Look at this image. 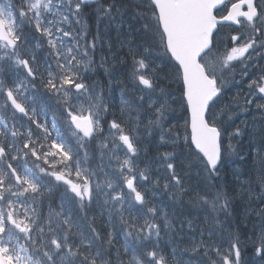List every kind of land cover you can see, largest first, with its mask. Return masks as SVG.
<instances>
[{
	"label": "snow or ice",
	"instance_id": "6c2138e0",
	"mask_svg": "<svg viewBox=\"0 0 264 264\" xmlns=\"http://www.w3.org/2000/svg\"><path fill=\"white\" fill-rule=\"evenodd\" d=\"M93 17L123 37L113 62L137 95L122 96L119 117L87 75ZM99 67L109 71L103 56ZM238 68L259 69L249 97L264 100V0H0V264H241L237 204L253 182L264 193V130L257 175L229 181L240 128L224 127L226 85ZM252 212L264 264V208Z\"/></svg>",
	"mask_w": 264,
	"mask_h": 264
},
{
	"label": "trees",
	"instance_id": "16d2710c",
	"mask_svg": "<svg viewBox=\"0 0 264 264\" xmlns=\"http://www.w3.org/2000/svg\"><path fill=\"white\" fill-rule=\"evenodd\" d=\"M87 22L89 24V28L91 32L95 33L96 30L99 29L100 45H102V47L98 45L97 48V54L95 57L97 67L95 68L94 72H90L87 74L92 77V80H90L89 82L98 86L99 89H102L104 94V101L108 105L112 104V107L109 109V111L115 114L118 111L120 112L122 96L124 100L135 101L137 95L133 91H131V84H129L127 73L125 72L126 65L119 61H116L115 63L113 62V57L121 54L122 51H126V49H122L119 46L120 45L119 40L122 39V36H118L113 27L107 26L106 30L103 31L102 22L98 24L94 17L88 18ZM109 44L112 45L111 49H109L108 47ZM160 51L161 54L158 55V62L161 64V69H162L161 75L163 78V73L169 72L170 70L163 67L164 64L162 62L165 63L167 61V56H165L162 50ZM151 55L154 56V52H152ZM101 56L107 57L110 60L108 63L106 62V67H108L109 69L108 72H105V68L99 67ZM165 85H166L165 87H171L172 90L176 91V93L179 94L178 86L173 84L172 81H168V83ZM122 89H123V93L121 91ZM109 93H112V96H110ZM238 117H240V114L237 115V118ZM259 126L261 130H264L263 122H261ZM239 128L241 130L240 136L233 137V141H232V143L236 147V152L228 155L226 168L223 170L229 181H233V179H231L227 175V172H231L230 170L231 164H235L237 166V169L232 170L233 173H239L242 177L244 176L251 177L250 172H252L253 166L259 164V162L256 159V155H257V149L259 148L260 145V140H257L256 144H253L252 142L250 143L247 134L249 131L246 129V127L243 128L242 125H239ZM145 139L146 142L150 140V138H145ZM148 147L151 149L152 146L150 143L148 144ZM183 150L185 153H187L188 151L187 148ZM238 155H242L243 157L237 158ZM57 195H58L57 193L54 194L53 203L57 201L58 198ZM156 200L162 201L163 202L162 206L164 207L168 206L169 200L166 194L158 195ZM161 247L164 248L167 253H170L172 245L168 243L167 237H165L164 240L161 242ZM117 248H120V244H117ZM121 253L123 254L122 249H121ZM251 254L255 255V250L253 246H246L244 249L242 248L241 264H251L250 262ZM189 255L190 254H185L186 260L189 259ZM200 259H204V257L201 256ZM189 264H198V260L196 259L195 256H193L192 259L189 260Z\"/></svg>",
	"mask_w": 264,
	"mask_h": 264
},
{
	"label": "rangeland",
	"instance_id": "374dc122",
	"mask_svg": "<svg viewBox=\"0 0 264 264\" xmlns=\"http://www.w3.org/2000/svg\"><path fill=\"white\" fill-rule=\"evenodd\" d=\"M106 28H107V25L104 22H102L103 31L106 30ZM159 54H161V51H158V52L154 51V57H156V60H155L156 63H159L158 62ZM105 59L107 63L110 61L109 58L107 57H105ZM162 63L164 64V62ZM159 65L161 64L159 63ZM242 71H243L242 69L238 68L236 70L234 77L230 79L226 85V89L228 91V96L226 97V101L232 104L234 114L232 116V120L225 119L224 127L228 129L230 132L233 130V125L237 127H239V125H242L243 128L246 127V129L249 131L247 133L249 137V142L256 144L257 140H260V135L262 131L259 125L261 124V122L264 123V115H261V112H264V109L257 108L256 104L264 103V100H262L259 95H255V94H253L252 97H249L250 89L248 88V82L251 78H253L254 74H257V73L254 72L253 68H248L247 71L244 72L243 75H241ZM129 84H131V91H133L134 84L132 82L130 83V81H129ZM133 92L137 94L135 91ZM174 92L176 94V97L178 98L179 94L176 93V91ZM232 97H236V99L232 100L231 99ZM245 97L251 98L252 103L243 105L242 110L236 109L235 107L236 104L242 101V99ZM238 114H240V117L237 118ZM114 115L119 117L120 112L118 111ZM182 116H184L183 111L178 109L173 117L174 122L179 121V127L181 130H183V124H184L183 119H181ZM240 134H241V130H240ZM232 141H233V138H232ZM242 157H243L242 155L237 156V158H242ZM96 162L98 163L99 161H96ZM104 163L107 164L108 163L107 160H105ZM91 166L95 167V164H92ZM234 169H237V166L235 164H231L230 170L232 173H233L232 170ZM258 172H259V164L258 165L256 164L253 166L252 172H250L251 177L254 178ZM245 194L247 195V193ZM249 198H250L249 200L251 201V206L249 207L250 209L249 213H251L250 215H254V216L253 218L249 220L251 225H247V228L244 229L245 232H242V229L239 228V233L241 235V238L242 240L245 241V244L242 247L243 249L246 246H253L251 241H253L256 238V236L259 235V232H260L259 217L253 214L252 210L264 208V193H262L260 186L255 182H253L252 184V195ZM155 199H157V197ZM244 215H245V212H244ZM97 226L98 228H101V229L105 227L103 218L98 219ZM259 260H260L259 257L251 254V258H250L251 263L259 264Z\"/></svg>",
	"mask_w": 264,
	"mask_h": 264
},
{
	"label": "bare ground",
	"instance_id": "6f19581e",
	"mask_svg": "<svg viewBox=\"0 0 264 264\" xmlns=\"http://www.w3.org/2000/svg\"><path fill=\"white\" fill-rule=\"evenodd\" d=\"M109 95L112 96V93H109ZM111 107H112V104H109V109ZM227 175H228V177L233 179L232 173L227 172ZM251 191H252V189H251ZM240 198H239V202L237 204V210H238V213L240 214V225H241L242 232H245L244 229L247 228V225H251L249 220L251 218H253L254 215H250L251 213H249V211H250L249 207L251 206V201L249 200L250 198H248V199H244L243 197H240ZM244 212L245 213L247 212L248 215L245 216ZM251 264H253V263H251Z\"/></svg>",
	"mask_w": 264,
	"mask_h": 264
}]
</instances>
